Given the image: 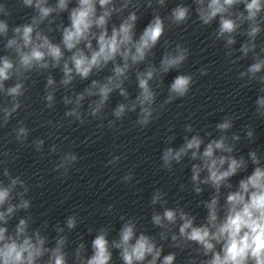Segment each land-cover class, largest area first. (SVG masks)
I'll use <instances>...</instances> for the list:
<instances>
[{"label":"clouds","instance_id":"9594fccd","mask_svg":"<svg viewBox=\"0 0 264 264\" xmlns=\"http://www.w3.org/2000/svg\"><path fill=\"white\" fill-rule=\"evenodd\" d=\"M73 2L75 6H71ZM142 3L152 9V19L137 35ZM167 3L168 0H19L21 8L32 9V14L26 22L10 26L12 9L8 0L0 2V42L7 53L0 55V97L4 98V103H0V128H6L24 107L23 98L32 76L45 73L44 106L54 109L57 92L65 90L61 103L66 107L64 118L69 123L84 125L91 118L101 122L98 128H104L107 119L106 127L116 129L118 121L135 113V124L147 128L159 119V112L167 105L188 96L195 83L192 74L180 72L191 54L190 48L182 43L173 47L165 39L169 28L187 25L193 12L201 27L217 24L213 36L215 41H223L224 55L230 64H238L251 55L253 62L238 70V79L245 81L241 87L252 82L260 85V95L254 101L255 114L264 119V44H257L264 33V0H191V4H176L162 16L159 9ZM64 13L67 24L62 19L58 22ZM113 17L119 18V23H113ZM53 31L60 34L58 42L49 34ZM238 36L245 39L237 49ZM162 40L165 50L156 64L150 57L155 56L154 49ZM236 52L240 55L233 58ZM54 70L61 73L59 80L52 74ZM105 70L108 75L93 78ZM173 70L180 74L168 85L166 99L157 104V88ZM199 71L201 76L208 75L207 67ZM133 72L138 89L134 98L125 86ZM77 80L90 83L76 92ZM10 81L14 83L9 84ZM113 93L122 100L112 109L113 118L108 119L104 110ZM235 119L233 114L216 123L219 135L215 138L212 132L202 136L192 124H185L183 143L162 150L161 169L172 172L174 165L187 159L192 192L201 196L206 189L211 190L210 196L197 205L205 210L199 223L197 216L179 202L169 207L168 193L156 188L150 199L151 224L160 230L156 235L140 230L135 217L121 215L122 223L114 238L110 239L111 226L100 227L90 246L80 242L71 254L65 233L78 227V214L67 216L63 226L54 225L56 235L50 240L44 232L48 221L40 228L32 227V200L27 198L32 186L3 167L7 183L0 180V264H113L114 253L122 264H177L178 252L164 254L165 245L186 253L183 264H264V154L258 150H250L247 157L235 154L241 141V135L231 131ZM42 126L52 129L48 139H58L64 124L49 120ZM168 131L173 134L165 138V143L171 145L175 134L171 127ZM241 131L249 142H256L253 127L245 125ZM31 132L24 120L12 129L15 142L43 153L45 139L36 138L29 143ZM48 151L59 154L53 171L60 174L61 180L80 159L74 151H61L56 143ZM2 155L8 160L0 164L19 158L8 151ZM121 159L120 155H112L105 167L116 168ZM250 165L253 167L249 174ZM241 173L245 175L233 184L232 178ZM133 179L131 171L121 177L123 183ZM185 188L180 185L181 191ZM114 207L109 205L107 210L111 212ZM21 212L28 214L19 216ZM18 216L10 230V222Z\"/></svg>","mask_w":264,"mask_h":264}]
</instances>
